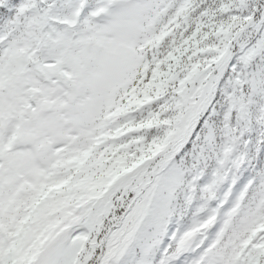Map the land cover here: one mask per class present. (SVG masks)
<instances>
[{
  "label": "snow or ice",
  "instance_id": "obj_1",
  "mask_svg": "<svg viewBox=\"0 0 264 264\" xmlns=\"http://www.w3.org/2000/svg\"><path fill=\"white\" fill-rule=\"evenodd\" d=\"M0 264H264V0H0Z\"/></svg>",
  "mask_w": 264,
  "mask_h": 264
}]
</instances>
